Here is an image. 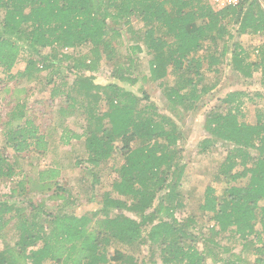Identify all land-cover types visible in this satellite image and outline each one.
<instances>
[{
  "label": "trees",
  "instance_id": "trees-1",
  "mask_svg": "<svg viewBox=\"0 0 264 264\" xmlns=\"http://www.w3.org/2000/svg\"><path fill=\"white\" fill-rule=\"evenodd\" d=\"M0 15V68L9 78L15 77L9 73L23 50L31 56L20 76L31 77L33 70H39V61L49 68L46 58L38 57L46 48L55 55L57 46L77 50L89 45V54L73 65L79 69L93 71L103 57L112 62L114 81L99 85L92 77L82 75L73 81L72 89L80 97L79 107L88 123L85 132H72L68 138L84 135L88 152L85 162L91 171L110 157L123 159L115 168L117 178L111 190L102 196V217L97 220V212L58 215L31 201L29 206L39 212L27 218L23 208L13 203L17 195L26 199L27 180H19L9 199L0 200V231L5 217L17 213L19 220L18 239L0 250V264H157L153 255L146 261L118 249L111 254L107 247L113 241L125 246L158 245L162 264H207L208 256L222 264H249L231 254V247L220 246L218 239L224 233L238 240L246 252L247 240L253 236V262L264 264V109L257 113L255 124L240 120V97L244 92L233 91L222 99L226 112L212 110L207 116L205 128L210 137L199 142V150L206 151L216 140L233 148L227 150L217 169L216 179L226 184L222 192L218 194L210 185L204 190L199 211L206 214L200 215L208 216L213 224L207 229L208 238L201 239L191 229L195 215L180 221L174 213L176 207L184 205L179 191L185 174V166L179 163L180 131L143 88H139V96L121 85L138 81L137 76L132 77L134 58L130 53L128 61L121 62L112 45V40L121 36L122 26L131 30V19L139 18L144 25L141 43L151 57L149 79L156 82L172 74L177 86L167 88L160 82L167 100L179 104L186 99L196 100L207 87L203 86L197 95L195 86L203 76L202 62L190 55L199 51L206 40L210 46L233 40L235 34L264 33V0H239L221 7L207 0H0ZM232 22L235 34L228 29ZM231 46L229 49L225 43L218 54L209 50L205 57L207 71H215L212 67L230 51L233 69L248 78L258 72L259 82L264 85V40L259 46L260 58L255 61L246 60L238 42L232 41ZM135 51H141V46H133L131 52ZM183 86H191L187 94L182 92ZM101 90L106 102L99 112ZM73 109L70 105L61 111L71 115ZM18 112L20 120L24 115L22 110ZM4 138L6 146L17 155L29 148L43 152L48 144L30 118L15 126L9 121ZM15 172L0 150V179L11 178ZM58 175L55 167L40 170L38 182H55ZM199 241L203 242L202 249ZM208 242L229 253L228 258L219 257Z\"/></svg>",
  "mask_w": 264,
  "mask_h": 264
},
{
  "label": "rangeland",
  "instance_id": "rangeland-1",
  "mask_svg": "<svg viewBox=\"0 0 264 264\" xmlns=\"http://www.w3.org/2000/svg\"><path fill=\"white\" fill-rule=\"evenodd\" d=\"M207 1L211 3L209 0ZM143 29V22L134 17L131 19V30L128 26H122L121 36L112 40V45L117 49V59L119 58L121 62L126 63L127 57L131 53L130 56L134 58V67L131 69L133 70L132 77H138L135 85L123 82L121 85L139 96L142 95L139 88H143L149 98L157 104L159 111L170 116L176 123L180 131V139L177 144L182 150L179 163L185 166V174L179 188L184 205L176 207L174 213L180 221L187 216L195 215L196 220L191 229L197 236L199 235L201 239L205 240L209 236L207 229L213 224V221H210L206 215H200L206 213L199 211V205L207 186H213L218 194L222 192L226 184L223 179L220 181L216 179L217 169L224 160L227 150L233 148L232 144L216 140L206 151L199 150V142L210 137L205 128L207 116L212 110L226 112L227 108L222 99L226 94L233 91L244 92V95L240 97L243 102L239 111L240 116L242 115L240 120L255 124L257 113L264 109V85L259 82L258 72L254 73L253 78L239 74L230 63V51L226 53L218 65L212 67V70L215 71H207V59L205 57L209 50H216L218 54L225 43L230 49L232 48V41H236L243 49V55L247 61L258 60L260 58L259 46L264 40V33L236 35V25L232 22L228 29L235 34L233 40L226 39L210 46L206 40L204 46L199 51L192 53L190 57L199 58L202 62L201 74L203 76L195 86L197 95H200L203 86L207 87V91L196 100L186 99L183 100L184 103L179 104L168 101L164 93L165 89L160 86L161 81L167 85V88L177 86L174 75L167 74L163 80L156 82L149 79L151 57L141 43ZM135 45L141 46V51L132 53V47ZM88 46H82L77 50L57 46L55 55L52 54L50 48L44 49L38 58H46V63L50 64V67H42L41 61H39L36 65L39 70H33L31 77L19 75V72L25 69L27 59L31 56L27 50L20 52L16 64L10 70V76L15 77L9 78L0 68V150L13 164L16 171L11 178L0 179V200L9 199L11 190L16 187L19 180L22 178L27 180V183H24L28 190L26 199L23 200L24 198L19 195L13 199L16 206L23 208V214L27 218L29 215L35 216V213L39 212L36 208L29 206V201L36 207L39 205L41 209L58 215L75 214L81 216L82 214L97 212L98 215L94 216V220L101 218L102 212L99 211V208L102 196L104 192L111 190V183L117 178L115 168L123 163L121 156H114L91 171L85 162L88 152L85 147L84 135L80 139L68 138L72 132L76 134L85 132L88 123L87 115L79 107L81 104L80 97L76 96V92L72 89L76 76H90L93 78V82L99 85L115 80L112 77L113 64L107 62L104 57L93 71L73 67L78 58L84 54H89ZM209 47L211 48L209 49ZM64 54L69 57L65 58ZM115 59L113 58V61ZM192 61L194 62V59ZM193 79L196 80V77L194 76ZM54 89L58 93L53 94ZM190 89L191 86H183L181 90L187 94ZM100 95L99 112L106 102L102 90ZM70 105L74 106L71 115L62 113L61 110H67ZM19 110H22L24 115L20 120L17 119ZM25 118H30L36 125L38 133L44 136L48 143L45 151L29 148L17 155L10 147L6 146L4 131L9 121H11V125L15 126L23 123ZM50 167L59 169V175L55 182H38V171ZM239 169V167L234 168V170ZM113 213L112 211L111 215ZM15 214L17 213L12 214L13 217H5L6 223L0 231V250L12 246L18 239L16 224L19 220ZM127 214L133 213L127 212ZM92 225L97 226V223L93 222ZM218 240L221 247L229 246L232 248L231 254L241 256L242 259L248 260L249 264H255L251 248L253 236L247 240V252L242 249L238 240L227 237V233H224L222 238ZM207 245L216 254H219V257L228 258L229 253L221 252L212 243L208 242ZM198 247L203 248L202 241L198 242ZM107 249L111 254L118 249L124 253L134 254L146 261L153 255L157 264H162L158 245L150 246V248L146 245L140 247L125 246L113 241ZM110 264L118 263L110 261ZM207 264H222V262L215 261L208 256Z\"/></svg>",
  "mask_w": 264,
  "mask_h": 264
},
{
  "label": "built area",
  "instance_id": "built-area-1",
  "mask_svg": "<svg viewBox=\"0 0 264 264\" xmlns=\"http://www.w3.org/2000/svg\"><path fill=\"white\" fill-rule=\"evenodd\" d=\"M211 4H214L216 6H225L229 4H236L239 0H209Z\"/></svg>",
  "mask_w": 264,
  "mask_h": 264
}]
</instances>
